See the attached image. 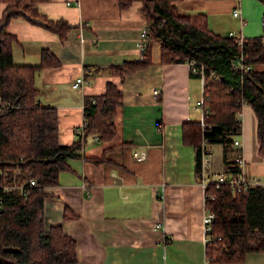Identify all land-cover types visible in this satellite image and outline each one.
Returning <instances> with one entry per match:
<instances>
[{
    "label": "crops",
    "instance_id": "0c3cea01",
    "mask_svg": "<svg viewBox=\"0 0 264 264\" xmlns=\"http://www.w3.org/2000/svg\"><path fill=\"white\" fill-rule=\"evenodd\" d=\"M175 5L181 13L203 14L216 35L232 32L245 40L262 35L264 0H179ZM5 7L0 3V17ZM34 8L48 21L70 26L63 40L22 18L6 27L14 39V65L37 66L42 53L48 55L36 76L37 104L56 109L60 146L79 139L74 128L84 119L87 98L103 95L108 84L121 93L114 137L96 141L95 135H85L69 169L45 188L46 227L60 226L74 239L76 264H264V252L246 254L238 263L206 257L205 189L196 178L194 151L181 140L184 123L201 122L194 106L203 85L190 65L161 64L155 43L146 67L123 77L114 71L142 55L139 39L146 20L141 4L120 9L118 0H42ZM234 9L239 17L232 15ZM88 68L90 84L73 90L74 78ZM256 68L264 71V64ZM256 129L255 114L244 105L237 137L245 171L264 178ZM139 148L145 152L140 162L132 156ZM210 151V174L224 172L222 145H210ZM100 157L99 163L90 160Z\"/></svg>",
    "mask_w": 264,
    "mask_h": 264
},
{
    "label": "trees",
    "instance_id": "16d2710c",
    "mask_svg": "<svg viewBox=\"0 0 264 264\" xmlns=\"http://www.w3.org/2000/svg\"><path fill=\"white\" fill-rule=\"evenodd\" d=\"M40 1L0 0L6 4L0 17V171L8 173L6 182L16 168L20 171L15 177L17 181L25 182L28 172L36 181L35 186H26L24 195L0 192V264L77 263L74 239L65 235L60 226L46 227L43 202L47 196L45 188L56 185L59 174L69 169V160L78 156L80 140L71 146H60L56 109L37 104L36 76L47 64L48 55L42 53L37 66L14 65V39L6 32L12 19L22 18L63 40L70 26L64 21H48L38 14L34 6ZM177 1L118 0L120 9L133 2L141 4L146 39L140 59L115 67L114 71L123 77L146 67L155 43L160 45L161 64H202L206 72L213 71L218 77L206 76L203 85L209 115L203 123L181 126V140L192 147L196 169L204 127V138L210 145H222L223 161L225 166L228 164L232 142L241 129L237 115L243 103L255 114L259 152L264 154V71L256 68L264 64V11L262 35L246 39L240 49L232 38L212 33L203 14L181 13L175 5ZM240 54L245 63L252 65V71L231 68V62ZM90 71L86 69V76L91 75ZM120 97L121 93L108 84L103 95L85 100V135H95L100 141L114 137V116ZM90 160L99 163L104 158ZM205 207L214 213L211 240L205 246L209 260L238 263L246 254L264 252V187L234 193L228 185L209 183L205 188Z\"/></svg>",
    "mask_w": 264,
    "mask_h": 264
},
{
    "label": "built area",
    "instance_id": "2783aa9c",
    "mask_svg": "<svg viewBox=\"0 0 264 264\" xmlns=\"http://www.w3.org/2000/svg\"><path fill=\"white\" fill-rule=\"evenodd\" d=\"M232 15L234 17H239L240 12L238 9H234L232 11ZM227 37L232 38L237 46L241 49L245 39L234 35L232 32L228 33ZM146 33H142L139 39V45L141 48L145 46ZM191 67L192 75L197 77L202 81V85H204V81L206 76L211 79H217V75L213 71L206 72L202 64H197L195 62L188 63ZM231 68L233 70H239L243 72L252 71V65L245 63L244 56L240 54L238 58L231 62ZM90 84V79L86 74H82L74 78L71 83V88L73 90H82L84 87ZM153 95L157 97L159 94L158 90H154ZM243 103V102H242ZM1 104V103H0ZM245 103L242 104V107ZM194 108L199 110L201 113V123H203L204 119L209 115V109L207 107V98L202 95V97L195 103ZM237 119L241 122V112L237 115ZM87 126V120L84 118L81 123L74 128V133L79 136V140L82 144V140L85 136L84 130ZM204 127V126H203ZM207 132L206 128L202 129V140L199 148V161L196 169V178L200 185L206 188L209 183H214L216 186L219 185H228L234 193L237 192H246L248 189L254 186H262L264 187V178L260 177H249L246 174V161L242 153V145L238 137H236L232 142L233 153L228 160V164L226 165V169L228 171H224L220 174L211 175L210 168L212 165V157L210 151V144L204 138V134ZM98 141V138H95ZM135 161H143L145 159V152L143 148H139L133 151L132 153ZM20 174L18 168L13 169L11 171L10 181L6 182L5 179L9 178L7 172L0 171V192L2 194L9 193H18L19 195H24L26 186L32 187L35 186L36 181L31 178V173H26V176L29 178L25 182H20L15 179ZM211 200H214L213 197H210ZM214 220V213L210 212L207 208L204 210V214L202 217V225L203 230L206 237V242L211 240V224ZM220 239V238H218Z\"/></svg>",
    "mask_w": 264,
    "mask_h": 264
}]
</instances>
